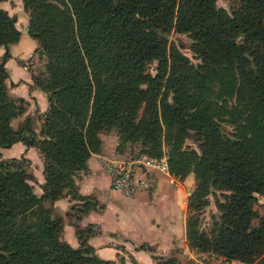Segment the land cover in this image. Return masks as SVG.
Here are the masks:
<instances>
[{
    "label": "trees",
    "instance_id": "1",
    "mask_svg": "<svg viewBox=\"0 0 264 264\" xmlns=\"http://www.w3.org/2000/svg\"><path fill=\"white\" fill-rule=\"evenodd\" d=\"M23 1L28 34L46 57L31 86L47 94L49 106L39 132L31 113L13 126L26 108L9 94L6 61L21 31L0 5V264H127L99 257L79 226L80 243L72 246L53 207L65 192L85 199L82 212L97 207L78 194L75 177L101 149L99 133L112 128L118 151L139 141L140 152L167 155L171 175L193 173L190 248L264 264V214L252 223L256 194L264 192V0H230L229 10L216 0ZM172 28L193 39L199 61L168 47ZM190 136L199 150L183 148ZM17 141L43 157L40 194L19 158H2L1 149ZM211 187L223 199L206 231L198 210ZM157 264L180 263L167 257Z\"/></svg>",
    "mask_w": 264,
    "mask_h": 264
},
{
    "label": "crops",
    "instance_id": "2",
    "mask_svg": "<svg viewBox=\"0 0 264 264\" xmlns=\"http://www.w3.org/2000/svg\"><path fill=\"white\" fill-rule=\"evenodd\" d=\"M22 38L23 33L19 41L10 46L11 55L6 61L7 68L11 61L15 66L17 65L13 69L14 75L9 68L10 82L16 83L20 80V83L14 85L10 91L12 95L18 94L26 100L33 101L24 115L34 111L30 112L32 106L34 109L38 107L42 114L49 106L48 97L43 94L45 92L38 87L36 89V86L25 92L24 87H21L32 83L30 72L27 68L24 70L18 63L22 58L19 56L22 55L17 56L13 53L14 47L19 46ZM14 57L17 63L13 62ZM41 91L43 93H40ZM40 98L43 100V105L39 101ZM102 132H100L101 149L91 153L87 160V168L78 172L75 177L78 194L96 200L97 207L86 212L80 211L79 207H82L85 199L73 198L68 192L57 198L53 207L54 211L63 218V237L72 246H78L80 239L77 235V226H79L87 233V241L99 257L116 261L123 256L126 258L129 256V260H126L128 264H132L130 257H133L138 264H156L155 254L170 252L179 254L181 248L187 250L186 197L188 191L193 188L191 183L187 187L185 180L171 175L169 171L147 168L140 172V175L152 180L153 185L150 188L140 189L132 195H125L113 189L108 165L112 160L122 159L124 155L123 152L116 150L117 132L113 130ZM6 148L15 150V155L6 158L25 155L34 161L37 156L39 164H36L39 168L33 173L36 177L33 183L34 191L40 194L42 192L40 184L44 181V175L43 157L39 149L36 146H26L21 141L14 142ZM31 150L35 157L27 154ZM120 196L124 200L127 199L126 203H129L127 210L119 205Z\"/></svg>",
    "mask_w": 264,
    "mask_h": 264
},
{
    "label": "rangeland",
    "instance_id": "3",
    "mask_svg": "<svg viewBox=\"0 0 264 264\" xmlns=\"http://www.w3.org/2000/svg\"><path fill=\"white\" fill-rule=\"evenodd\" d=\"M216 4L218 6H223L227 10H229L230 9L229 6L231 5V1L230 0H216ZM0 5L3 6L4 8H6L10 14H14L16 16V18H17L16 26L19 28L21 33H23V38L19 42V46H17L16 48L14 47V52H13L17 56H18V54L22 55V56H19L22 58L18 60V63L21 64V66H23L24 70L27 68V70L30 72L31 75L33 73L34 74L41 73L45 69L46 57L40 54L39 48H37L38 43H37L36 39L28 34V21H29V14L30 13H29V10L25 7L24 1L23 0H1ZM165 38H167L168 47L170 45H174L181 52L188 55V57L190 58L191 61H193V62L199 61V58L196 56L195 51L192 48L193 47V39L187 33L179 32V31L172 28L169 32L165 33ZM16 43H14V44H16ZM11 45L12 44L9 45V56L11 55V52H10V46ZM19 48H21V50ZM4 51H5V46L4 45L0 46V57H2ZM13 62L17 63L15 57H14ZM154 65H155V63H153L151 65L152 72H154V68H153ZM16 66L12 63V61L9 64V68H11V72L13 75L15 74V71L13 69H15ZM9 68H8L9 76L6 79V84L8 87L9 94L12 96V98L18 100L22 96H19L18 94L12 95L10 89L14 85L19 84L20 80H18L16 83L12 82V81L10 82V69ZM20 69H22V68H20ZM31 85L32 84H30L28 86L27 85L21 86V87H24L23 90L25 92H29L30 89L35 87V86H31ZM36 89H37V87H36ZM40 93H43V92L41 91ZM43 94L47 95L46 93H43ZM22 98H24V97H22ZM24 100H25V108L28 109L29 104L31 105L33 103V101L32 100H30V101L26 100L25 98H24ZM39 101H41V105H43V100L41 98L39 99ZM33 110H34V106H32V109L30 110V112H32ZM39 112H40V110L38 109V111H36V112L33 111L31 113V114H33V127H34L36 132H39L45 111L42 112V114H41V112L40 113ZM23 115L24 114L20 115L19 117H15L12 120L14 127H17L19 125L20 121L22 120L21 117ZM223 126L226 130H232L231 126L226 122H224ZM111 130H113L114 132H117L116 128H112ZM103 131H106V130H103ZM102 133H104V132H102ZM99 135H100V133H99ZM101 146H102V144H101ZM140 148H141V144L139 141L127 143L124 147L123 159L136 158L139 154L144 153V152H140ZM183 148L184 149L196 148L199 150L198 142L191 136L187 137L185 139L184 144H183ZM14 152H15V150H12L9 148H3V150L1 149L2 158H4V157L6 158L9 156L15 155ZM33 153L31 150L27 154L31 157V155H33ZM163 155H166V154H163ZM33 156L35 157L36 155H33ZM13 157L19 158V161H21L23 163V165H25L26 168L29 171H31L32 173L37 172L36 170H38V168H39L37 166V164H39V160L37 159V156H36V159H34V161L32 159L28 158L27 156H25L30 160L28 162L29 164L26 163V160L22 159V155L13 156ZM166 157H167V155H166ZM32 163H33V165H32ZM40 173H41V171L38 174L40 175ZM137 174H138V171H137ZM177 178H179L181 180H185L187 187L190 185V183H191V186H193V188L190 191H188V194L186 197V209H187L186 210V217H187V215L189 213L188 207H187V199H188L189 194L193 191V189L195 187V177H194L193 173H189L184 178H180V177H177ZM33 188H34V185H33ZM221 193H222L221 190L214 188V187H211L210 191L205 196V199L207 200V202L204 204V206L201 209L198 210L199 227L201 229L209 231L213 225L214 219L216 217H218L219 208L217 205V201L223 199V196ZM256 197H257V199L254 202V208L257 210L258 214L255 218L252 219L253 224H257L260 220V217L264 214V192L263 193H257ZM119 198H120L119 199V201H120L119 205L121 206L122 209L127 210L129 208V203L128 204L126 203L127 199L124 200V198L121 196ZM194 251H198V249H193V248H190L188 246L187 250H182V248H181V250L179 251V254L178 253L175 254L174 252H170L167 254H161V253L155 254L154 260L157 264L159 262H162V260L167 258V257H176L177 262L180 264H198L191 257V254ZM130 258H131V260L133 259V257H130ZM127 259L129 260V256L127 258L125 256H123V257H121V259H118L116 261L114 260V261L116 263H121L122 261L127 263L126 262ZM217 264H220V263H217ZM233 264H257V262L245 263V262H242L239 260H234Z\"/></svg>",
    "mask_w": 264,
    "mask_h": 264
},
{
    "label": "built area",
    "instance_id": "4",
    "mask_svg": "<svg viewBox=\"0 0 264 264\" xmlns=\"http://www.w3.org/2000/svg\"><path fill=\"white\" fill-rule=\"evenodd\" d=\"M147 168L168 171L166 155L156 158L141 153L136 158L112 160L108 165L112 188L125 195H132L140 189L150 188L153 185L152 180L140 175V172ZM191 257L198 264H233L234 261L211 251H194Z\"/></svg>",
    "mask_w": 264,
    "mask_h": 264
}]
</instances>
